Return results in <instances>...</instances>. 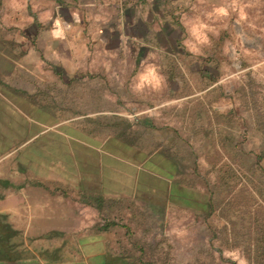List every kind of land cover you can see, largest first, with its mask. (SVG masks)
I'll use <instances>...</instances> for the list:
<instances>
[{"label":"rangeland","instance_id":"rangeland-1","mask_svg":"<svg viewBox=\"0 0 264 264\" xmlns=\"http://www.w3.org/2000/svg\"><path fill=\"white\" fill-rule=\"evenodd\" d=\"M169 1L172 5L163 10L172 8L175 23L160 17V0L61 1L65 6L47 1L52 7L47 25L54 28L59 20L64 28L75 27L76 31L65 33L63 41L85 47L87 57L96 53L89 40L98 21L109 24L113 35L121 39L111 43L115 53L107 72L93 78L83 72L84 81L72 83L91 95L109 90L116 114H85L76 126L68 124L81 131L82 139L58 128L52 132L61 135L79 165L97 170L109 166L104 157L124 164L139 161V165L140 151H157L168 160L176 156L180 171L172 172L173 179L167 178L164 164L162 179L153 182L166 187L167 180L175 181L196 200L203 197L195 173L210 180L219 177L224 185L206 219L197 208L169 202L166 196L142 194L133 197L136 204L132 206L115 201V211H102L96 218L115 215L117 221L129 224V233L144 250L141 264H238L225 255L238 250L243 258L240 248L228 243V226L239 227L252 213L264 212V175L252 165L264 148V0ZM149 71L150 82L138 88L141 76ZM105 75L109 83L102 82ZM98 102L101 110L111 108L112 99ZM83 103L82 114L91 109L94 99L84 96ZM73 117L65 110L49 121L53 126ZM144 119L147 129L142 128ZM118 133L125 135L122 140L128 154L104 141L119 140ZM96 141L105 143L92 146ZM190 159L195 161V170Z\"/></svg>","mask_w":264,"mask_h":264},{"label":"crops","instance_id":"crops-1","mask_svg":"<svg viewBox=\"0 0 264 264\" xmlns=\"http://www.w3.org/2000/svg\"><path fill=\"white\" fill-rule=\"evenodd\" d=\"M36 1L0 0V264H141L144 250L129 233V224L117 221L115 215L96 216L115 211L114 203L120 199L132 206L136 204L133 197L141 194L169 200L168 187L153 182L162 179V161H157L162 155L140 151L139 165V161L124 164L104 157L107 168H87L67 151L61 135L52 132L58 128L82 139L81 131L68 124L76 126L85 114H116L109 90L91 95L72 83H82L83 72L90 78L107 72L115 53L111 43L121 41L120 35H113L109 24L98 21L89 40L96 53L87 57L85 47L63 41L65 33L76 28L62 27V37H54V28L47 25L50 0H38L41 7ZM53 1L65 6L63 0ZM160 1V17L175 23L172 8L163 10L171 2ZM101 80L109 83L107 75ZM84 96L94 103L82 114ZM101 98L112 99L110 109L98 108ZM65 110L76 117L51 126V116ZM147 123L144 119L142 128L147 129ZM104 141L123 154L130 152L119 140ZM104 141L92 142V146ZM168 174L172 180V171ZM87 212L88 218L84 217Z\"/></svg>","mask_w":264,"mask_h":264},{"label":"trees","instance_id":"trees-1","mask_svg":"<svg viewBox=\"0 0 264 264\" xmlns=\"http://www.w3.org/2000/svg\"><path fill=\"white\" fill-rule=\"evenodd\" d=\"M123 124L128 130L129 125L125 120H123ZM124 136L125 135L123 133H118L115 137L119 138V140H122L124 139ZM121 146H126L123 140L121 141ZM190 155L193 157V152L190 151ZM172 157V160H168L165 157L162 158V162H164L162 167H165L164 164H166V167H168L169 170V176L171 175V171L174 173L180 171V166L175 160L176 156ZM190 160L192 165H194L195 161L193 159ZM148 164L151 165V162ZM252 165L258 173L260 172L264 175V148L259 150L256 160ZM196 167L197 166L194 165L193 169L195 170ZM195 175L201 184V197L203 198L196 200V197L192 192L182 188L177 182L174 181L170 182L169 184H165L166 187H168L167 190L169 191L168 201L186 207L197 208L202 213H205L204 218L206 219L213 211V206L215 205L214 199H216V197L220 194V187L222 184L224 185V181L219 177H216L215 180H210L209 178L201 176L198 173H195ZM205 219L203 220L205 223L204 225H206L210 235H212L213 232H211V226H209V222ZM228 232L231 236L228 243L232 245L234 244L236 247L240 248L243 259L246 260L247 264H264V212L261 214H258V212L252 213L249 218L241 222L239 227L234 223H230L228 226Z\"/></svg>","mask_w":264,"mask_h":264},{"label":"clouds","instance_id":"clouds-1","mask_svg":"<svg viewBox=\"0 0 264 264\" xmlns=\"http://www.w3.org/2000/svg\"><path fill=\"white\" fill-rule=\"evenodd\" d=\"M52 35L54 37H62L63 35V28L61 26V22L59 20L56 21L54 30ZM151 71H149V74L143 75L140 78V84L137 85L138 88H142L145 83L150 82V76H151ZM154 79V77H152ZM226 256L231 257L233 260L237 261L238 264H247L246 260L240 257L239 251H233V252H226Z\"/></svg>","mask_w":264,"mask_h":264}]
</instances>
